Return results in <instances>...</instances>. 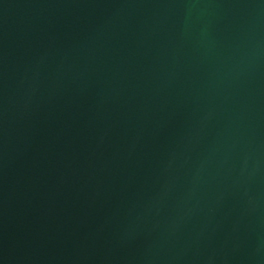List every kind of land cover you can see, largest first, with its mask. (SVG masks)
<instances>
[{"label": "water", "instance_id": "water-1", "mask_svg": "<svg viewBox=\"0 0 264 264\" xmlns=\"http://www.w3.org/2000/svg\"><path fill=\"white\" fill-rule=\"evenodd\" d=\"M0 264H264V0H0Z\"/></svg>", "mask_w": 264, "mask_h": 264}]
</instances>
